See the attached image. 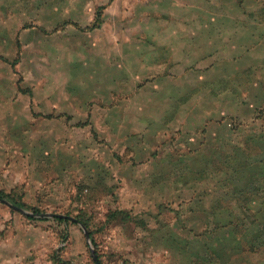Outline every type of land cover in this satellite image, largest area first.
<instances>
[{"label":"rangeland","instance_id":"obj_1","mask_svg":"<svg viewBox=\"0 0 264 264\" xmlns=\"http://www.w3.org/2000/svg\"><path fill=\"white\" fill-rule=\"evenodd\" d=\"M238 1L0 0V264H264V0Z\"/></svg>","mask_w":264,"mask_h":264},{"label":"crops","instance_id":"obj_2","mask_svg":"<svg viewBox=\"0 0 264 264\" xmlns=\"http://www.w3.org/2000/svg\"><path fill=\"white\" fill-rule=\"evenodd\" d=\"M238 2V5H240L239 1L237 0ZM189 11H187V14L190 16V17H184V18H180L179 19V22L184 24L185 26L186 25H189L190 23H192V21H195L198 23V26H199V31L201 32L200 36L199 37H196V36H192V34L190 35V38L188 39V36L185 34V33H182L181 34V37L177 38L175 32H172L171 33V38H170V44H171V47L168 46L170 49H175L174 46H177L175 44V42H180L181 44V41L183 42L181 44L180 49L182 51H185L186 49L190 48L193 49V48H196L199 50L202 49V50H207L208 49V43L211 41L213 42L211 36H213L214 34H216L218 32V30H216V24L218 23H221L220 19L217 18L216 16H213L212 14L208 13L207 11L205 10H202V7L201 6H196V4H193V7H191V9H188ZM194 12H197V14H199V16L196 17L193 16L194 15ZM202 13H204L205 17L204 16H201ZM188 33V32H187ZM187 39L189 41V46H187ZM185 41V43H184ZM239 41V40H238ZM240 42V41H239ZM194 43H198V46L195 45L194 46ZM193 44V45H192ZM163 47V46H161ZM206 53V52H204ZM184 54V52H183ZM208 53L206 54H201V55H206L207 56Z\"/></svg>","mask_w":264,"mask_h":264},{"label":"trees","instance_id":"obj_3","mask_svg":"<svg viewBox=\"0 0 264 264\" xmlns=\"http://www.w3.org/2000/svg\"><path fill=\"white\" fill-rule=\"evenodd\" d=\"M261 174H264V173H261ZM251 177H253V179H254V181H256V180H258L259 178H261V177H264V175L263 176H261L260 177V174H257L256 173V177L253 175V176H251ZM240 192L242 193L240 196H244V198H243V200H241V199H239L238 201H237V203H238V208L240 209V211H242V212H245L246 214L249 212V208H248V203H249V201H251L250 199H249V197H247V198H245V196H252V195H254L255 194V192L254 191H248L247 189H240ZM246 193H249V194H246ZM257 195V194H256ZM111 216L112 215H108V217H107V220H108V218L110 219L111 218ZM57 219H59V220H64V218H57ZM236 220H237V216H236ZM238 221V222H237ZM237 221H235V223H239V222H243V219L242 218H240L239 219V217H238V220ZM81 222L83 223V224H85L86 225V222H84V221H82L81 220ZM234 222V221H233ZM233 222L232 221H229L228 223L229 224H233ZM212 225H214V226H219V227H223V224L221 223V222H218V221H216V220H213V222L211 223Z\"/></svg>","mask_w":264,"mask_h":264},{"label":"water","instance_id":"obj_4","mask_svg":"<svg viewBox=\"0 0 264 264\" xmlns=\"http://www.w3.org/2000/svg\"><path fill=\"white\" fill-rule=\"evenodd\" d=\"M54 215H56L57 217H61V218H65L66 217V216L61 215V214H54ZM85 234L88 237V233L86 232ZM94 260H95L96 264H99V262L97 261V258L96 257H94Z\"/></svg>","mask_w":264,"mask_h":264}]
</instances>
